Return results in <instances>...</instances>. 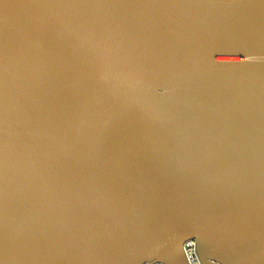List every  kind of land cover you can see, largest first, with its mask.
<instances>
[{"label":"water","instance_id":"95a60500","mask_svg":"<svg viewBox=\"0 0 264 264\" xmlns=\"http://www.w3.org/2000/svg\"><path fill=\"white\" fill-rule=\"evenodd\" d=\"M264 264V0H0V264Z\"/></svg>","mask_w":264,"mask_h":264},{"label":"built area","instance_id":"2783aa9c","mask_svg":"<svg viewBox=\"0 0 264 264\" xmlns=\"http://www.w3.org/2000/svg\"><path fill=\"white\" fill-rule=\"evenodd\" d=\"M183 251L189 264H201L197 256L196 243L193 240L184 243Z\"/></svg>","mask_w":264,"mask_h":264}]
</instances>
